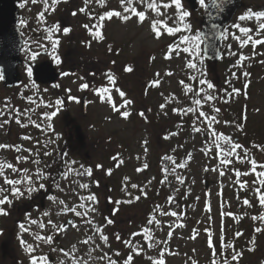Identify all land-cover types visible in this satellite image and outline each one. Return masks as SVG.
<instances>
[{
    "label": "rangeland",
    "instance_id": "obj_1",
    "mask_svg": "<svg viewBox=\"0 0 264 264\" xmlns=\"http://www.w3.org/2000/svg\"><path fill=\"white\" fill-rule=\"evenodd\" d=\"M245 1L246 6L239 11L235 20L226 29L222 41L225 59L221 71L226 70V60L227 58L230 60L229 53H235L236 79L241 82L242 88H248L245 92L240 91L238 95L231 93L230 96L229 94L223 96L220 93V82L212 75L215 84L213 89H207L206 84H199V80H205L208 73L214 74L204 59L202 42H200L201 55L193 61L197 64V69L187 67V63L192 59L188 53L180 51L177 54L173 51V48L180 44L182 35H195L200 31L202 17L200 12L194 15L184 0H182L183 8L190 13V16L178 26L183 29L184 25L190 24V32L182 31L168 35L164 28L160 27L162 35L156 38L150 22L164 20L167 21L168 26H173V21L168 17H175V7L167 9L163 7V4L171 3V0H155L162 15H157L155 10L147 7L152 0H144L143 3L141 0H134L133 6L138 11L146 13L143 23H140L136 16H132L127 22L116 17L106 20V42L111 41L115 46L120 47L117 58L126 59L133 55L142 73L138 74L140 81L135 79L131 82L132 89L121 80H116V85L113 86L105 75L96 74L98 65L93 73L87 75L85 70L77 68L75 62L71 65L64 60L59 62L61 74L55 86L41 87L33 79V74L28 75L27 69L32 66L28 63H24L20 68L19 86L5 88L3 79L0 80V125H2L0 144L21 147L19 152L12 147L0 148V162L12 163L20 170L27 169V175L33 180L32 186L38 189L31 195L27 193L29 184L24 179L23 171L14 172L5 169L4 175L0 176V188L9 189L0 193V198L4 195L10 196L11 186L4 183V176L9 179H24V182L17 187L25 192L22 197L10 196L13 203L2 206L8 215H0V264H30L31 256L21 244V239L33 244L34 247L38 245L31 255L46 256L47 264H108L109 257L118 260V264H124V259L130 254V249L122 242L124 239L131 240L142 249L140 255H134L133 264H154V261L160 258H163L166 264H213V260L216 264H223L225 259L228 260V264H232L235 262L231 259L232 245L235 246L236 251L242 252L238 264H264V220L259 219L264 216V206L260 205L255 192V188L259 185L254 183L257 177L251 172L249 160V158L256 159L257 171H264L259 168V164L264 163V151L253 147L256 144L264 146V63H261L264 61V44L253 46L249 42L242 47V40L246 37L239 29L233 27L235 24L250 27L255 29L256 39H264V33L257 35L258 22L255 19L238 20V17L248 9L264 10V0ZM110 2L113 3L111 10L122 13L123 8L127 6H122L120 0ZM199 6L202 7L200 3ZM44 15L46 20L47 15L45 13ZM37 20L40 23L41 20L39 18ZM249 35L255 37L253 31ZM93 41L97 42L98 39L94 38ZM186 46L188 45L180 44L181 49ZM136 51H143V55L140 53L136 56ZM168 53H171V58H166ZM241 55L248 57L242 60L243 66L238 63L241 61ZM148 58L152 61L149 62ZM27 60L25 58V62ZM104 64L107 65L106 62ZM70 65L74 67L73 70H69ZM169 72L172 74L167 75ZM245 72L250 75L245 77L243 75ZM157 73H159L158 77ZM149 75L152 81L160 80L159 86L144 84L143 79L147 80ZM191 76H196V80H191ZM180 81H184V84ZM33 83L36 87H33ZM83 84H87L88 88H82ZM241 85L235 83L234 88H239ZM102 87L108 88V92L104 93L103 97L98 94V90ZM188 87L193 88L194 91L188 92ZM201 87L216 99L206 102L204 93L196 95V91ZM117 89L123 91L125 96L120 97ZM85 93L89 98L86 109L83 110L81 98ZM128 99L133 103L125 108L122 105ZM195 99H200L201 105H195ZM112 104L120 107V112L114 111ZM161 104H166V107L161 109ZM187 107L202 110L209 116L215 115L218 123L213 122L212 128L244 146L247 156L240 152L244 162L229 157L233 163L220 166L219 149L212 141L217 139L225 148L228 145L208 135L206 123L196 120L198 112L178 115L173 111V108ZM215 108H220V112L216 113ZM125 110L130 112V116L126 119L121 115ZM54 111L56 115L51 116ZM17 112L24 114L20 116V123L16 122ZM48 116H51V119H48ZM194 122L195 126L204 128L205 131L194 132ZM76 123L81 124L85 135L86 144L82 147L76 143L73 135ZM37 124L40 127H37ZM236 124H241L243 131L237 130ZM173 132L178 134L171 136ZM247 135L249 142H253L251 147L247 142ZM25 136L29 139H23ZM169 136L171 138H165ZM64 140L69 141L72 151L68 150V147L65 150L61 173L68 174L65 178L60 173L57 181L51 186L48 179L39 180L36 173L40 170L48 176L46 168L49 159L58 153V149L61 150L62 147H59ZM145 141H147L146 145ZM158 146L164 147L158 148ZM28 149H31V152ZM45 152L50 155H45ZM189 154H191L190 160ZM166 155L172 156L178 164H183L185 167L176 168L175 175L171 174L174 165L171 161L163 159ZM19 156L28 159L18 161L16 158ZM114 156H118L124 163L117 166L118 161L113 160ZM71 161L76 163L72 164ZM145 163L149 167L137 171ZM88 166L92 169L91 176L77 174L89 168ZM205 168L209 171H205ZM213 168L218 170L211 171ZM163 169L169 170L166 180ZM109 170L111 175L108 174ZM220 170H223L225 175H219ZM236 170L249 174L237 177ZM176 176H182L184 182L180 183ZM93 177L102 182L101 187L97 186ZM125 177L128 179L125 180ZM207 179L210 181L208 193L205 187ZM57 182L59 188L56 186ZM245 182L246 187H242ZM40 183L45 185L43 189H39ZM83 183L89 184V188H80L79 185ZM133 183L140 187L132 188ZM48 187H51L50 192H45ZM125 187L127 192L123 190ZM140 188L147 192V197L142 196L137 201L134 197L140 195ZM90 193H95L99 201L94 205L96 211L89 213V217L94 221L92 225L86 224L83 219L75 217L71 212H65L64 205L59 203L63 200L68 207L76 206L82 203L80 197ZM128 193L131 195L129 196ZM156 195L157 197L154 198ZM50 196L57 199L50 200ZM169 196L175 199L169 202ZM244 199H248L250 204L245 205ZM126 200L132 202L117 203ZM155 200H158L157 204L162 210L177 211L179 216L162 217L156 214V218L161 223L159 226L151 225L154 234V239L151 241L153 247L148 248L149 241L144 237L140 238L141 236L133 237L132 233L141 230L138 221L141 216L146 218L149 215L153 208L150 205ZM78 210L82 209L78 208ZM46 212L49 215L45 216ZM254 216L257 219L254 220ZM106 217L113 219L114 223L107 225ZM69 220L75 221L79 227L67 226L66 232L57 234V229L49 224V221H52L58 226L65 225ZM180 223L185 227H176ZM21 224L27 231L20 227ZM40 224H44V227L41 228ZM96 225L104 226V234L109 237L108 244H104L93 232ZM257 227L262 231L257 233L255 231ZM169 231L172 232L171 237L167 235ZM209 232L212 233L214 251L208 244ZM237 232L242 235L237 236ZM116 233L121 235V241L115 239ZM36 235H52L53 243L48 245L43 241L37 242ZM89 236L92 240L84 244L83 241ZM193 236L194 239L191 238ZM253 239L254 244L251 243ZM61 248L69 254L65 255L60 251ZM249 248H254V251H249ZM163 250L167 252L160 257L159 254ZM117 252L120 253L119 258L116 256ZM224 252L228 257L219 259L218 254L224 256ZM148 257L153 259L149 260Z\"/></svg>",
    "mask_w": 264,
    "mask_h": 264
},
{
    "label": "snow or ice",
    "instance_id": "obj_2",
    "mask_svg": "<svg viewBox=\"0 0 264 264\" xmlns=\"http://www.w3.org/2000/svg\"><path fill=\"white\" fill-rule=\"evenodd\" d=\"M33 3L36 2V0H32ZM61 2V0H51V3L49 5V0H44V4L46 5L44 12H47L49 10H51L52 12H55L56 10V6ZM90 2V0H84L85 4H88ZM97 2L103 6L105 4V0H97ZM144 0H141V3H143ZM199 3L202 7L207 8L209 5L206 3V0H199ZM120 4L123 5H127L126 7L123 8V13L121 11H115V10H110L107 11L105 13H103L102 15H99L98 17V22L95 23L93 26L90 27V25L85 24L84 28L87 29L89 31V35L93 36L94 38H97L98 40H103L104 37L101 33V31L99 29H102L105 26V21L106 20H111L113 17L119 18L124 22H127L128 20H130L132 18V16H136L139 18V22L143 23L144 20L146 19V13L144 11H138L136 7L133 6L134 4V0H120ZM175 7L176 9V15L175 17L173 16H169L168 19L173 21V26H168L167 25V21L164 20H152L150 22V26L152 28V30L155 33L156 38H160V36L162 35V32L160 31V27H163L164 30L166 31V33L168 35H175L177 33H181L182 31H191V25L190 24H186L184 25L183 29L178 26L180 24H183L184 21L190 16V13L187 10H184L183 5H182V0H171V3H165L163 4V7L165 9L167 8H171V7ZM212 6H219L217 3V0H212ZM147 7L151 10H155L157 15H162V13H160L159 11V6L157 5V3H155V0H152V2H149L147 4ZM80 11H85L84 8H81ZM44 12H41L39 14V19L41 21H44L46 23L45 20V15ZM73 15H76V13H73ZM255 19L258 22V27L256 28V32L257 35H260L261 33H264V10H259V11H254L252 9H248L244 14L240 15L238 17L239 21H250ZM233 27L239 29V31L241 33H243L245 35V39L242 40L241 46H245L247 45L249 42L252 43L253 46L256 45H261L264 44V39H254L251 35H249L250 32L253 31L252 28L250 27H242L240 24H235L233 25ZM47 32H59L61 31L60 26L58 24L53 25L52 27H49L46 29ZM71 31L70 28H63V34L67 35L69 32ZM47 39L52 41V49L53 51H55V49L57 48V46L59 45L60 41L59 39H54L52 36H47ZM237 39H240V37H236ZM200 42H201V37L199 34H195V35H182L181 36V41L180 44H186L188 46L183 47L182 49L180 48V44H177L175 46V48H173L174 52H177V54L180 51H183L184 53H188L190 55V57H192V59L189 60V62L187 63V67L189 69H197V64L194 61V59L196 57H199L201 55V47H200ZM42 47H45L43 45H41ZM90 46V45H89ZM171 47V46H170ZM45 51H47V47H45ZM231 55H235V53H230ZM38 56L37 52H32L31 53V59L35 60ZM57 60V63H59V57H54ZM166 58H171V53L166 54ZM248 59V57H244L243 55H241L240 60H245ZM261 63H264V61H261ZM240 66H243L242 64ZM28 71V75L31 76L32 71L31 68L27 69ZM125 71L127 72H131L133 71L131 66H128L125 68ZM172 73H167V75H171ZM65 75H68V73H65ZM107 79L111 82V84L113 86L116 85V77L111 74V73H106L105 74ZM157 77L159 76V73L156 74ZM201 75H203L201 73ZM243 75L245 77L249 76L250 74L245 72L243 73ZM4 79V74H3V70H0V80ZM191 80H196V76H191L190 77ZM181 84H184V81H180ZM160 84V80L159 79H155L151 82V86L156 87L159 86ZM199 84L200 85H205L206 84V88L211 90L214 88V85L210 82H207L204 79H200L199 80ZM247 85H245L246 87ZM33 87H36L35 83H33ZM82 88H88L87 84H83ZM117 91L119 92V96L120 97H124L125 93L119 89H117ZM188 92H193L194 89L191 87L187 88ZM240 89H232V93L234 94H239L240 93ZM108 92V88H100L98 90V94L101 95V97H103L104 93ZM200 93H204V99L205 101H212L215 100L216 97L214 95L209 94L208 92L205 91V89L203 87L199 88L198 91H196V95H199ZM110 98V97H109ZM57 103H61L60 101H57ZM133 101L128 99L124 102V104L122 105L123 107L127 108L128 106L132 105ZM195 105H201V100L200 99H195L194 101ZM113 107L114 111L120 112V107H117L115 104L111 105ZM166 107V104H161L160 108L164 109ZM220 108H215L214 111L216 113L220 112ZM173 111L176 112L178 115H187V114H195L198 112V115L196 116V120L201 121L203 123H206L207 125V130H208V135L212 136L213 138H218L219 140L224 141L228 147H223L217 139H213L212 143L214 144V146L216 148L219 149V165L220 166H227L233 163L232 159H229V157H234L237 160H240L242 163L244 162L241 157H240V152H243L245 156H247V150L244 149V146L239 143V142H234L232 140V138L230 136H225L222 133H217L213 128H212V124L213 122H217V117L215 115L209 116L206 112L199 110L197 108H193V107H187L185 108H173ZM24 115L23 113H19L17 112L16 114V122L20 123V116ZM47 116V114H45ZM56 112H52L51 116H55ZM122 117H124L125 119L128 118L130 116V112L125 110L123 112H121ZM140 115H144L143 113H140ZM51 116H48V119H51ZM5 123H8V121H5ZM227 123V122H226ZM2 126V125H0ZM22 126H27V125H22ZM37 127H40V125H36ZM235 127L237 128V130L239 131H243V126L241 124H236ZM193 131L196 133H200L202 131H205L204 128L201 127H197L195 126V122L193 123ZM178 133H171V136H175ZM166 139L171 138L169 137H165ZM23 139L27 140L29 139V137L25 136L23 137ZM145 145L147 144V141L144 142ZM12 147L14 148L17 152L21 151V147L20 146H15V145H4V144H0V148H9ZM254 148H257L261 151H264V146L256 144L253 145ZM147 150V149H145ZM204 149H202L203 151ZM239 150V151H238ZM29 152H31V149H28ZM208 151H211V149H208ZM45 155H50V153L45 152ZM18 161H24L27 160L28 157H24V156H19L16 158ZM164 160L167 161H171V163L174 165V167L171 169V174L175 175V171L176 168H183L185 167V165L183 164H178L177 161L172 157V156H164L163 157ZM188 159H191V154L188 155ZM113 160H117L118 164L117 166L121 165L124 163V161L122 159H119L118 156H114ZM250 160V164H251V172L255 174V176L257 177V180L254 181V183H257L259 185V187L255 188V192L258 196V201L260 203L261 206H264V191H262V189H264V171H257V160L256 159H252L249 158ZM35 163H39V161H34ZM72 164H75V161H71ZM99 167V165H98ZM149 167V165L147 163L143 164V166L141 168H138L137 171H143L145 169H147ZM219 167V166H218ZM81 168H83V165H81ZM259 168L264 169V163L259 164ZM5 169H11L12 171L16 172V171H23L25 173V178L27 180V183L29 184V187L26 189L27 193L29 195H31L33 192H36L38 189L34 186H32L33 184V180L31 176H28V170L27 169H17L12 163H6V162H0V176L4 175V171ZM205 171H209L208 168L204 169ZM218 168H213L211 169V171H217ZM69 171H75V169H69ZM163 171L165 172V180L167 179V173L169 172L168 169H163ZM67 172L61 173L62 176H64L65 178L67 177ZM78 175L80 176H91L92 175V169L91 168H87L84 169V171L82 172H77ZM109 175H111V171L109 170L108 172ZM248 175V172H244L241 173L240 170H236L235 171V175L237 177H240L241 175ZM219 175L223 176L225 175V172L223 170L219 171ZM36 176L39 180H46L48 179V176L40 170H37ZM24 179H9L7 178V176H4V183L6 185H10V196H14V197H22L25 195V192L22 191L19 187H17V185H20L21 183L24 182ZM128 178L125 177V180H127ZM176 179L180 182L183 183L184 182V178L182 176H176ZM164 182V181H162ZM97 186H98V182H96ZM56 186L59 188L60 185L57 182ZM242 187H246V182L243 183L241 185ZM45 187V185L43 183L39 184V189H43ZM80 188L82 189H88L89 188V184L87 183H83L79 185ZM131 187L136 189L138 187H140L139 185L133 183L131 184ZM125 192H127V187H125L123 189ZM9 191V189H5V188H0V193H4ZM61 191H63V189H61ZM178 191V190H177ZM128 195L130 196L131 193H128ZM9 195H4L2 198H0V215H8V212L5 210L4 207H2L5 204H12L13 200L10 198ZM147 197V192L144 191L143 188H140V195H137L134 197L135 200L139 201L141 199V197ZM50 200L55 201L57 198L54 196H50L49 197ZM82 203H80L79 205L76 206H72V207H68L67 205H65V202L63 200H60L59 203L61 205H64V211L65 212H71L72 214H74L75 217H79L81 219L84 220V222L86 224L92 225L94 224L93 219H91L89 217V213L92 212L94 213L96 211V208L94 207L95 204L99 203L97 195L95 193H90L87 196H82L80 197ZM175 198L172 196L168 197L169 202H172ZM132 200H126V201H117V203H131ZM243 203L245 205H249L250 201L248 199H244ZM82 209V210H78ZM156 214H158L159 216H172V217H177L179 216V213L177 211H164L162 210L160 205H157L155 207V209L153 210V214L150 215V218L147 220V225H157L159 226L161 221L158 220L156 218ZM45 216L49 215V213H45ZM253 219H257V217H253ZM259 219L264 220V216L259 217ZM106 224L107 225H111L114 223V220L111 218H105ZM32 223H36V221H32ZM49 224H52L53 228L57 229V234L59 232H66L68 230L67 226H71L72 228H77L79 227L75 221L69 220L66 222L65 225H56L53 224L52 221H49ZM149 226H144L139 232H134L132 233L133 237L136 236H143L147 241H149V243L147 244L148 248L153 247L152 244V240L154 239V234L152 232V229ZM20 227L22 229H24L25 231H27V229H25V226L23 224L20 225ZM40 227L43 228L44 224H40ZM170 228L172 227L171 225L169 226ZM176 227L178 228H183L185 227V225L183 223L177 224ZM255 231L257 233L261 232L262 229L260 227H257L255 229ZM93 232L95 234H97L99 236V239L104 243V244H108L109 243V237L107 235L104 234V226L103 225H96L93 229ZM168 237H171L172 232L169 231L168 232ZM209 240H208V244L209 247L211 249H213L214 251V245L212 242V233L209 232ZM237 236L242 235V233L237 232L236 233ZM191 238H195V236L191 237ZM115 239L117 241H121V235L119 233L115 234ZM35 240L37 242L39 241H43L44 243L51 245L53 243V236L52 235H47V236H41V235H36L35 236ZM92 240V237L89 236L87 239H85L83 241L84 244H88L90 241ZM122 242L126 245V247H128L130 249V254H128L126 256V258L124 259V264H133V257L134 255H140L141 254V247L140 245L137 244H133L131 240L128 239H124L122 240ZM252 244L255 243V240L253 239L251 241ZM21 244H23L25 246L26 251L30 254L31 258H30V264H47L48 258L46 256L43 255H31L32 253H34L36 251V247H38V245H36V247L33 246V244H29L27 243L25 240L21 239ZM232 256L231 259L233 261L236 262V264H238L239 258L242 256V252L241 251H236L235 250V246L232 245ZM55 250V249H54ZM249 251H254V248H249ZM61 252H64L65 255H68L69 253L65 252V250L63 248L60 249ZM167 250H163L160 252V257H163L166 254ZM116 256L119 258L120 257V253L117 252ZM149 260H152V257H148ZM108 264H118V260H112L111 257H109L108 260ZM154 264H166V261L163 258L157 259L154 261ZM213 264H216L215 260H213ZM223 264H228V260L225 259Z\"/></svg>",
    "mask_w": 264,
    "mask_h": 264
},
{
    "label": "flooded vegetation",
    "instance_id": "obj_3",
    "mask_svg": "<svg viewBox=\"0 0 264 264\" xmlns=\"http://www.w3.org/2000/svg\"><path fill=\"white\" fill-rule=\"evenodd\" d=\"M110 1L112 0H105V4L101 6L97 0H90L88 4H85L84 0H61L56 6L55 12L51 10L44 12L46 7L44 0H36L35 3L32 0H18V26L23 37L20 56L22 60L18 64V71L20 72L21 66L25 63V58L28 59L26 63L30 65H36L46 59L58 64L54 57H59V62L64 60L72 65L75 60L81 57L83 58L82 63L87 75L96 70L95 63L99 67L96 74L104 75L105 52L107 51L105 37L106 21L104 22L105 26L99 29L104 39L97 42L93 41L94 37L89 35V31L84 28V25L88 24L91 27L97 23L99 15L112 9L111 5L113 3ZM50 3L51 0H49V5ZM81 8H84L85 11H80ZM41 12L47 15L46 23H42L41 21L38 23L37 18H39ZM73 13H76V15H73ZM56 24L60 26L61 31H46L47 28ZM63 28H70L71 31L67 35H64ZM47 36L59 39L60 43L55 51H53L51 46L52 41L47 39ZM41 45H46L47 51ZM32 52L38 53L35 60L31 59ZM142 52L136 51L135 55L138 56L140 53L143 55ZM129 59L133 62L135 61L133 55H130ZM71 65L69 70L74 69Z\"/></svg>",
    "mask_w": 264,
    "mask_h": 264
},
{
    "label": "water",
    "instance_id": "obj_4",
    "mask_svg": "<svg viewBox=\"0 0 264 264\" xmlns=\"http://www.w3.org/2000/svg\"><path fill=\"white\" fill-rule=\"evenodd\" d=\"M18 0H0V68L4 74V85L14 86L19 83L17 64L20 60L22 38L17 26ZM194 9L197 0H187ZM218 7L212 6V0L204 9L201 22V35L204 44V54L211 62H218L220 55V40L224 26L233 18L235 12L242 6V0H217ZM35 80L40 83L55 82L57 69L49 61H44L34 70ZM86 96L83 97L85 106ZM76 139L83 144L84 135L81 126H76ZM209 189V182H206Z\"/></svg>",
    "mask_w": 264,
    "mask_h": 264
},
{
    "label": "trees",
    "instance_id": "obj_5",
    "mask_svg": "<svg viewBox=\"0 0 264 264\" xmlns=\"http://www.w3.org/2000/svg\"><path fill=\"white\" fill-rule=\"evenodd\" d=\"M211 83H212V82H211ZM222 84L224 85V87H223V88H224L223 92H225V90H226L227 87H228V86H227V85H228L227 75L224 76V77H222ZM250 143H251V146H252L253 142L250 141ZM65 148H66V147H63L61 153L65 150ZM59 162H60V158L54 160L55 166H53L52 164L50 165V167H51V168H49V172H50V174H54V172H53V171H54V168H53V167H55V168L57 169V171L59 170V167H58ZM49 179L54 180V177L51 176ZM94 179H95V183L98 182V185H99V180H98L97 178H94ZM51 182H54V181H51ZM158 194H159V193H158ZM158 194H157V195H158ZM157 195H156L154 198H156ZM158 199H159V197H158ZM157 202H158V200H155L153 203H151L150 206L153 207V208H151V211H150L149 215H147L146 218H142L143 216L140 217V219H139V221H138V225H139V227H141V229H142L144 226H149V225H147V220L150 218V215L153 214V209L158 205ZM149 227H150V226H149ZM224 254H225V252H224ZM219 256H220V255H219ZM222 258H223V255H222Z\"/></svg>",
    "mask_w": 264,
    "mask_h": 264
}]
</instances>
